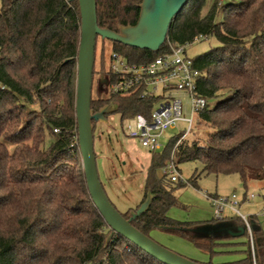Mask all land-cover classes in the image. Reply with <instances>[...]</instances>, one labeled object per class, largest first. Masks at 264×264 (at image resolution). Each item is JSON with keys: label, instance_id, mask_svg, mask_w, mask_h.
<instances>
[{"label": "trees", "instance_id": "trees-1", "mask_svg": "<svg viewBox=\"0 0 264 264\" xmlns=\"http://www.w3.org/2000/svg\"><path fill=\"white\" fill-rule=\"evenodd\" d=\"M95 1L101 29L117 32L138 18L141 0ZM206 1L188 0L166 36L185 46L197 38L218 43L191 59L200 74L195 91L207 101L195 123L205 131L181 142L173 161L177 167L201 165L186 182L192 187L200 174H235L246 188L264 181V0H213L203 14ZM79 32L76 0H0V264H162L117 234L106 244L112 231L89 196L77 146ZM102 41L130 64L148 63L166 51L165 41L157 52ZM103 42L90 109L96 113L114 104L121 120L147 114L154 101L109 94L114 76ZM177 139L151 153L141 203L147 192L153 199L131 225L146 236L157 229L178 233L212 258L222 239L195 234L217 221L182 223L167 216L178 203L173 190L185 184L158 172L170 162ZM131 211L121 215L128 219ZM251 231L253 253L244 231L245 241L237 244L242 257L220 264H264V233L260 225Z\"/></svg>", "mask_w": 264, "mask_h": 264}, {"label": "rangeland", "instance_id": "rangeland-1", "mask_svg": "<svg viewBox=\"0 0 264 264\" xmlns=\"http://www.w3.org/2000/svg\"><path fill=\"white\" fill-rule=\"evenodd\" d=\"M212 1H206L202 10L203 14L206 13ZM221 1L224 3L228 0ZM217 20H220V17ZM101 41L99 38L96 41L93 69L95 73L100 69L98 54L103 42ZM103 44L105 45L106 55H110L109 43L103 42ZM217 45L218 43L212 37L195 40L193 43L186 45L185 54L189 59H194ZM97 76V74L93 76L92 98L97 95ZM180 97H182L184 104L182 116L187 118L189 117V111L186 107V98L182 95ZM208 103L209 106H213L215 102L210 101ZM27 108L31 111H36L37 109L36 106H27ZM105 118L107 123L97 122L93 130V150L96 158L97 173L107 199L117 212L124 214L130 209L135 210L141 204L150 157L147 150L136 139L127 136V127L131 125L128 120H121L118 112L109 114ZM184 128H186V124L179 123L175 130L165 132L158 139L160 150L164 149L168 141L179 135ZM204 131L205 129L196 126L194 116L192 130L184 142H190L192 138H198L204 134ZM48 141L49 139H47V143ZM178 170L185 186L173 190V196L178 203L168 211L167 216L169 218L182 223H205L211 221L213 219L212 210L203 193L221 198L235 194L238 202H240L238 210L241 215L249 219L251 230L260 225L264 233V184L253 181L248 182L246 188H244L239 177L235 174L218 176L200 174L196 180V187H192L186 182L192 178L194 173L198 174L201 171V165L197 162H185L178 165ZM251 194L256 196V199L249 202L243 201L245 196ZM224 215L233 220L237 218L231 211H225ZM250 218L254 220V223L251 222ZM238 226L243 228L241 223ZM188 235L191 236V234L187 233ZM195 235H198L197 237L207 236L199 232ZM148 236L160 246L200 264L209 261L212 264H220L222 262L235 261L242 257L239 253L224 252L229 250L228 246H219V248H214V251L219 253L214 254L210 258L207 252L196 248L188 239L168 230H152ZM234 239H222L216 242L220 241L219 243L225 244L229 241L235 242L236 240Z\"/></svg>", "mask_w": 264, "mask_h": 264}, {"label": "water", "instance_id": "water-1", "mask_svg": "<svg viewBox=\"0 0 264 264\" xmlns=\"http://www.w3.org/2000/svg\"><path fill=\"white\" fill-rule=\"evenodd\" d=\"M76 1L80 16L74 100L77 146L89 196L112 231L107 237L106 244L113 234H117L162 264H200L160 246L131 225L132 220L149 208L153 199L149 192L137 209L130 212L128 219L117 212L109 202L97 173L92 122L106 124L105 116L115 113L117 106L108 104L96 113L90 109L97 39L112 41L139 50L157 52L166 39L170 23L184 9L188 0H141L135 24L121 26L117 32L98 27L95 0ZM101 82L104 83V81Z\"/></svg>", "mask_w": 264, "mask_h": 264}, {"label": "built area", "instance_id": "built-area-1", "mask_svg": "<svg viewBox=\"0 0 264 264\" xmlns=\"http://www.w3.org/2000/svg\"><path fill=\"white\" fill-rule=\"evenodd\" d=\"M202 38H197L199 40ZM166 51L145 64H130L122 55L111 52L109 55V71L114 81L107 84V90L112 95L137 94L141 99L154 101V105L147 114H137L126 119L131 125L127 127V136L136 139L144 147L148 156L159 151L158 139L167 132L175 130L179 123L186 124L180 132L172 149L170 162L160 169L159 177H166L171 182H182L178 167L173 161L176 147L183 142L192 130L194 116L207 105L205 98L195 91V83L200 74L193 68L192 60L185 54V45L177 41L165 39ZM182 95L186 98L189 117L182 116L184 104ZM58 133V130H54ZM175 137V136H174ZM212 210L213 220L220 222L225 218L224 212L231 211L241 220L244 231L252 247V231L249 219L240 214L235 194L221 198L203 193ZM256 199L254 195H247L243 201Z\"/></svg>", "mask_w": 264, "mask_h": 264}, {"label": "crops", "instance_id": "crops-1", "mask_svg": "<svg viewBox=\"0 0 264 264\" xmlns=\"http://www.w3.org/2000/svg\"><path fill=\"white\" fill-rule=\"evenodd\" d=\"M250 182H253V181H250ZM254 182H258V181H254ZM259 183L264 184V181L259 182ZM239 224L240 223H238L236 220L225 217L222 221L216 222L213 225H206L202 229V233L209 237L213 235V238H218V239H227V240L229 239L230 240L232 238H235L234 239L236 240L235 242L229 241L223 244L222 246H228L229 250L224 251L226 253H237L241 249V247L237 244L245 241V238L241 237V235L244 233V229L240 228L238 226Z\"/></svg>", "mask_w": 264, "mask_h": 264}]
</instances>
